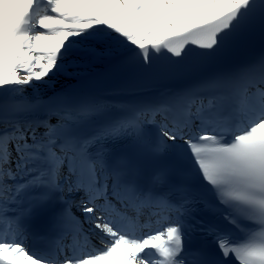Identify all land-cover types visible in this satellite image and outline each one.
Masks as SVG:
<instances>
[{"label":"snow or ice","instance_id":"obj_1","mask_svg":"<svg viewBox=\"0 0 264 264\" xmlns=\"http://www.w3.org/2000/svg\"><path fill=\"white\" fill-rule=\"evenodd\" d=\"M232 260L264 264V0H0V264Z\"/></svg>","mask_w":264,"mask_h":264},{"label":"bare ground","instance_id":"obj_2","mask_svg":"<svg viewBox=\"0 0 264 264\" xmlns=\"http://www.w3.org/2000/svg\"><path fill=\"white\" fill-rule=\"evenodd\" d=\"M99 67H102V66H98L97 68H99ZM61 83H64V79H63L62 77L59 78V80H58V82L56 83L55 87H56L57 89H59ZM29 91H31V90H29Z\"/></svg>","mask_w":264,"mask_h":264}]
</instances>
